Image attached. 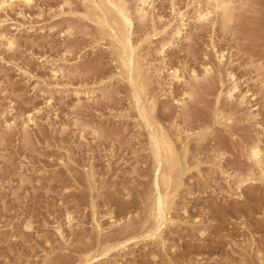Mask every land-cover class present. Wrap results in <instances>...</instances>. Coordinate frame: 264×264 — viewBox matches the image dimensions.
<instances>
[{"label":"rangeland","instance_id":"1","mask_svg":"<svg viewBox=\"0 0 264 264\" xmlns=\"http://www.w3.org/2000/svg\"><path fill=\"white\" fill-rule=\"evenodd\" d=\"M112 1L132 6L136 92L166 143L167 222L141 238L154 229L150 130L122 65L112 86V41L100 27L123 23L113 29L106 9L61 7L83 0H0L14 5L0 10V264H258L264 182L249 149L264 153V16L244 5L261 0H232L226 24L218 12L196 22L212 0H148L144 21L135 0ZM178 15L185 26L171 40Z\"/></svg>","mask_w":264,"mask_h":264},{"label":"snow or ice","instance_id":"2","mask_svg":"<svg viewBox=\"0 0 264 264\" xmlns=\"http://www.w3.org/2000/svg\"><path fill=\"white\" fill-rule=\"evenodd\" d=\"M24 4L31 6V0H24ZM12 6L14 5L11 2H9L8 4L0 2V10L6 9L7 7H12ZM61 7L62 8L67 7L69 9L75 7L77 11H79L82 8V9H86L89 14H91L93 10H96L97 14H99V12L102 9H106L108 13H111L113 18L116 19V24L112 25L113 28H118V26L120 25V21L121 20L123 21V25L122 27L119 28L118 31L114 30V31L109 32V29L107 28V26H100L102 29L101 36L107 37L108 40L112 41L109 51L113 53L112 59L116 65L117 75L111 78V83H112V86L115 87L119 83V80L122 79V76L119 75L121 71L120 65L124 64L125 67H127L131 63V60L129 59V55L132 54L134 58L136 49L139 48V45H136V48L133 47V45L135 44V41L132 39V30H133L134 21L130 18V13L126 11V10L131 9V5L127 3H112V2L97 4L94 2H90V0H83V3L79 5L67 4V5H62ZM140 7L141 5H137V8H140ZM200 7H201V11H203V5H201ZM208 7L209 9H211L212 5L209 4ZM233 7L234 6L231 5L230 3L216 5V8L218 10L224 9L226 11ZM244 7L250 8L253 11H255L256 9H260L261 15L264 16V0H261V3L258 5L257 4H246L244 5ZM138 15L140 16L142 21L145 20V16L143 12H139ZM210 15H211V12H209L208 14L204 16H200V20L204 21L207 19V16H210ZM229 23H231V21H229ZM61 35H63V33H61ZM177 35H179V32H177ZM4 39L5 37L0 35V41ZM7 47L9 50H11L14 47L13 42L11 40L8 41ZM261 70L262 72H264V65H262ZM205 71H207V69ZM53 75L55 76L56 73L54 72ZM192 77L193 79H196L197 73L193 72ZM104 87H108V84L105 83ZM229 95L231 96V93H229ZM262 98H264V93H262ZM255 99L256 97H253V100ZM51 102L52 101H49V103ZM137 110L139 111V102L137 105ZM218 119H220V117H218ZM31 121H32V117H31V113H29L28 123H31ZM4 127L5 129H7L11 127V125L5 124ZM256 128L260 134V142L264 143V121L257 123ZM94 134H98V133H94ZM82 139H83V136H82ZM158 139H159L158 136L153 139V151L156 152L157 154L159 153ZM157 158L159 159V157ZM251 159L258 165L261 171V176L262 178H264V153H258L254 146L251 151ZM166 207H167L166 202L162 201L161 198L157 196L154 211L150 214V219L154 218L157 222V231L159 230V227L162 226L163 224L164 212H165ZM149 226H151L150 222L148 226H146V228L144 229L145 232L147 231V227ZM141 238L154 239L155 237L152 234H149ZM127 243H131V241H128ZM117 247L123 248L124 245L121 244V245H118ZM115 250L116 249H111L110 251H115ZM97 255L99 254L97 253ZM105 255H107V252L105 253ZM37 264H39V262H37ZM81 264H85V262L82 261ZM117 264H119V261H117ZM252 264H257V261L253 260ZM258 264H264V248L260 250Z\"/></svg>","mask_w":264,"mask_h":264},{"label":"bare ground","instance_id":"3","mask_svg":"<svg viewBox=\"0 0 264 264\" xmlns=\"http://www.w3.org/2000/svg\"><path fill=\"white\" fill-rule=\"evenodd\" d=\"M8 1H10V0H8ZM11 1H16V0H11ZM117 1V0H116ZM20 2H22V4H24V0H19V3ZM106 2H112V3H115V2H113L112 0H105V3ZM120 2V1H119ZM2 3H4V2H2ZM64 3V2H63ZM121 3V2H120ZM134 3V2H133ZM148 0H135V4H134V6H135V10H134V13H135V15H136V17L135 18H137L138 20H141V18H140V16L138 15V13L139 12H143L144 13V16L146 17V9H145V7L146 6H148ZM226 3H230V4H232V0H212V3H210L211 5H212V10L210 9V11H208L209 9H203V12H200V11H195L197 14H196V16H197V20H196V22H198V23H202L203 21H201L200 20V16H204V15H206V14H208L209 12H211V15L210 16H212V13H215V12H218L219 14V16H217V17H219V20H220V18H221V20H223V21H220V22H225V24H226V19H230L232 16L231 15H229V13H230V11L232 10H230V9H228L227 11L226 10H224V9H217L216 8V5L217 4H226ZM234 3V2H233ZM68 4V3H67ZM25 6H26V4H24ZM66 5V4H65ZM133 5V4H132ZM137 5H141V7L140 8H137ZM234 5V4H233ZM150 6V5H149ZM132 7V6H131ZM208 8V7H207ZM102 11V10H101ZM105 11V10H104ZM127 11V10H126ZM104 14H105V12H103ZM107 13V12H106ZM179 13V12H178ZM108 14V13H107ZM108 15H111V14H108ZM231 16V17H230ZM108 17V16H107ZM110 17H112V16H110ZM178 17H179V24H178V26H176L175 28H174V30L172 31V33H171V36H172V38H171V40L172 39H174V38H176V39H180L181 37V33H182V28L185 26L184 24L185 23H183V18L181 17V15H178ZM209 18V16H207V19ZM211 18V17H210ZM107 19H110L109 17L107 18ZM113 19V18H112ZM136 19V20H137ZM207 19L206 20H204V21H207ZM103 20V19H102ZM157 20V19H156ZM210 20V19H209ZM226 20V21H225ZM114 21V20H113ZM142 21V20H141ZM211 21V20H210ZM103 22H104V20H103ZM112 22V21H111ZM121 22L123 23V21L121 20ZM157 22V21H156ZM177 22V23H178ZM228 22V21H227ZM111 25V24H110ZM222 26V25H221ZM109 29V28H108ZM111 29V28H110ZM114 29V28H113ZM115 30V29H114ZM112 31V30H111ZM117 31V30H116ZM177 32H179V35H177ZM170 39V38H169ZM165 42H166V40H165ZM177 42V41H176ZM6 44H8V42L6 43ZM169 44V43H168ZM168 44H167V46H168ZM171 44V43H170ZM165 46V45H164ZM7 48V47H6ZM163 48V47H162ZM161 52H162V50H161ZM160 52V53H161ZM160 55V54H159ZM218 55H220V54H218ZM218 59H219V63L221 62V60H222V58H223V56H222V54L219 56V57H217ZM129 59L131 60V63L127 66V67H125V65L124 64H121L122 65V67L124 68V71L126 72V75H127V78L126 79H128V81H129V85H130V87L132 88V90H133V100H134V103H135V106H136V108H137V105H138V102H139V111L137 110V112H138V116H139V118L142 120V123L145 125V127L148 129V130H150V141H151V150H153V139L154 138H156L157 136L159 137V139H158V144H159V153L157 154L156 152H154V151H152L153 152V155H154V170H155V175H154V188H155V198H154V206H153V211H154V208H155V202H156V198H157V196H159L160 198H161V200L162 201H165L166 202V205H167V207H166V209H165V212H164V220H163V224H162V226L164 227V225H165V223L167 222V220H166V216H167V212H168V202H169V200H168V202H167V195L164 193V192H162L161 190H160V187H159V181L161 180V179H163V174L161 173V169H162V157H161V151L163 150V151H165V145H166V143H165V141H164V139L162 138V137H160L159 135H157L156 133H154L153 132V128H152V121L151 122H149V120H151V119H147L146 118V116H145V113H144V111H146L145 109H148L147 108V103L146 104H142V105H147L146 106V108L143 110V108L141 107L142 105H141V100H140V96L141 95H143L142 94V91L144 90H142L141 91V93H138V94H141L140 96H138V94H137V92H136V82H135V77H137L138 75H139V68H138V66H137V63H136V60H135V58H133V56H132V54H130L129 55ZM207 69V71H205ZM202 70H204L203 72H204V74H208L207 72L209 71V67L208 68H204V69H202ZM143 71V70H142ZM155 71V70H154ZM211 71V70H210ZM159 72H160V70H159ZM141 74H143V73H141ZM145 74V73H144ZM203 74V75H204ZM203 75H202V77H203ZM141 76V75H140ZM144 76V75H143ZM207 76V75H206ZM206 76H204V77H206ZM171 77L173 78V80H175V81H180V79H182L180 76H179V74H178V72H177V70H172V72H171ZM192 77V76H191ZM230 77V76H229ZM233 77V76H232ZM143 78V77H142ZM144 79V78H143ZM201 79H203V78H201ZM230 79H231V77H230ZM138 80H140V78L138 79ZM146 80V79H145ZM145 80H143V82H145ZM192 80H193V77H192ZM195 80V79H194ZM196 80H197V78H196ZM142 82V81H141ZM195 82V81H194ZM139 83V82H138ZM198 83V82H197ZM141 84H143V83H141ZM137 87H139V86H137ZM144 88V87H143ZM231 88V89H230ZM229 89V91H227L228 92V98H231L232 97V94H233V92H235L236 90H237V87H236V85L234 84H232V87H230ZM145 91V90H144ZM140 92V91H139ZM226 92V93H227ZM145 93V92H144ZM229 93H231V96L229 95ZM88 94V93H87ZM93 97V96H92ZM91 97V98H92ZM142 97V96H141ZM90 98V99H91ZM240 99H239V101H243L244 100V98H245V96L244 95H242V96H240L239 97ZM183 102V101H182ZM152 104V103H151ZM150 104V105H151ZM180 104H182V103H180ZM242 104V103H241ZM148 114H149V112H148ZM26 123H28V119H27V122ZM25 124V123H24ZM153 126H154V124H153ZM24 127V126H23ZM154 127H156V126H154ZM25 128V127H24ZM27 128V127H26ZM155 130H156V128H155ZM158 131H160L159 130V128L157 129ZM178 131V130H177ZM162 133V132H161ZM167 136V135H166ZM149 137V136H148ZM175 138V137H174ZM149 139V138H148ZM169 139V138H168ZM176 139H178L177 137H176ZM177 141V140H176ZM175 142V141H174ZM258 143V142H257ZM255 146V148H256V150H257V152L258 153H262L261 152V149L258 147V145H252V147H250V149H249V159H250V161H252V159H251V151H252V148ZM162 151V152H163ZM151 152V151H150ZM157 157H159V159L157 158ZM189 162V161H188ZM253 162V165L254 166H256V171H258V173L257 174H255L254 176H258L259 178L257 179V180H259V181H261V182H264V178H262V176H261V171H260V168L258 167V165L254 162V161H252ZM173 163V162H172ZM181 163V162H180ZM255 169V168H254ZM170 170V169H169ZM168 170V171H169ZM251 171V170H250ZM172 176V175H171ZM253 176V175H252ZM256 176V177H257ZM171 179V178H170ZM173 179H174V177H173ZM246 179H247V177H246ZM244 180V179H243ZM250 181V180H249ZM253 181V180H252ZM256 181V180H255ZM242 182V181H241ZM244 182H246V180L244 181ZM238 183V182H237ZM259 183V182H258ZM239 185V184H238ZM153 186V185H152ZM239 187V186H238ZM152 211V212H153ZM149 218V217H148ZM67 220H69V218L67 219ZM153 220H154V229L151 231V233H152V235L155 237L156 235H158V233H159V231H160V227H162V226H160L159 227V230L157 231V222H156V220L153 218ZM114 222V221H113ZM116 223V222H115ZM152 226V225H151ZM148 232V231H147ZM149 233V232H148ZM147 233V235H149ZM144 234V233H143ZM144 235H146V234H144ZM140 237V236H139ZM159 239V238H158ZM126 241H128V240H126ZM125 241V242H126ZM124 242V243H125ZM161 242V241H160ZM120 244V243H119ZM123 244V243H122ZM125 245V244H124ZM113 246V245H112ZM110 248V247H109ZM107 249V248H106ZM106 249H104L102 252H104L102 255H105V253H106ZM90 257V256H89ZM92 258H94V256L92 257ZM85 259V258H84ZM83 259V260H84ZM90 259V258H89ZM89 259H85V264L86 263H88L89 262ZM90 260H92V259H90ZM93 261V260H92Z\"/></svg>","mask_w":264,"mask_h":264}]
</instances>
